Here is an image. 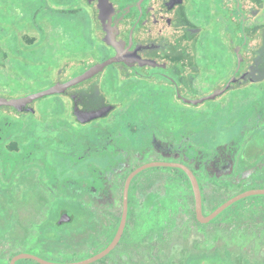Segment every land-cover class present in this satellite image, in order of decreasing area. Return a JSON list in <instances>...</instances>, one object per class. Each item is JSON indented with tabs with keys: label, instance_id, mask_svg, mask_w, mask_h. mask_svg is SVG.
<instances>
[{
	"label": "flooded vegetation",
	"instance_id": "1",
	"mask_svg": "<svg viewBox=\"0 0 264 264\" xmlns=\"http://www.w3.org/2000/svg\"><path fill=\"white\" fill-rule=\"evenodd\" d=\"M40 1L0 0L45 79L0 88L5 264H264V0Z\"/></svg>",
	"mask_w": 264,
	"mask_h": 264
},
{
	"label": "rangeland",
	"instance_id": "2",
	"mask_svg": "<svg viewBox=\"0 0 264 264\" xmlns=\"http://www.w3.org/2000/svg\"><path fill=\"white\" fill-rule=\"evenodd\" d=\"M15 2H16L17 7L22 5L23 3L26 4L27 2H30L31 8H32L30 11V15H33L35 10H37L39 8L41 1L40 0H15ZM36 17H38V13H37ZM54 19H55V21H57L56 18H54ZM3 21H5L6 23L9 22L7 17ZM71 33L72 32L69 33V39L70 40H72V36H70V35H72ZM85 40H86V38L82 34H80V36L78 38V44H79L80 49H85ZM71 48H72V43H70V46H69L70 50H71ZM35 80H37V78H35L34 80H31L30 78L27 79L24 76L23 79L21 81H19V83L17 81H14L13 85L11 86V85H9V81L7 80V78L0 75V88L2 87V85L7 86L6 89L4 90L6 93L7 92H11V93L14 92L15 93L18 91H19V93H30V92H34V91L38 90L39 88L43 87L45 84L44 78H38V81H35ZM43 105H45V104H43ZM3 242H6V241H3ZM10 244H11V241L9 240L8 245H10ZM23 244H24V241L20 242L16 239V240H14L13 247L15 248V250H18V248L24 247V246H22ZM8 245L5 244L4 245L5 247L1 246V249H0V261L4 264L7 262L8 257H9V255H7L5 253V251L8 249V247H7Z\"/></svg>",
	"mask_w": 264,
	"mask_h": 264
},
{
	"label": "water",
	"instance_id": "3",
	"mask_svg": "<svg viewBox=\"0 0 264 264\" xmlns=\"http://www.w3.org/2000/svg\"><path fill=\"white\" fill-rule=\"evenodd\" d=\"M110 62H112V60H110V61H108V62H106V63H103L102 65L95 66V67L91 68L90 70H88L87 72H85L83 75L77 77V78L74 79L73 81H74V82H77V81H82V80H85V79L89 78L90 76H92V75H94L96 72H98L99 69L103 68L106 64H109ZM54 91H55L54 88H53V89H49V90L44 91V92H41V93H39V94H35L33 97H34V98L42 97V96H45V95L51 94V93H53ZM6 102H7L8 104H17V103H18L16 100H6ZM105 253H106V251L103 252V253H101L100 255H98V256H96V257L91 258L90 260L86 261L85 263H90V262H92V261H95V260L101 258V257L104 256ZM21 257H22V256H21ZM18 258H20V257H18Z\"/></svg>",
	"mask_w": 264,
	"mask_h": 264
}]
</instances>
